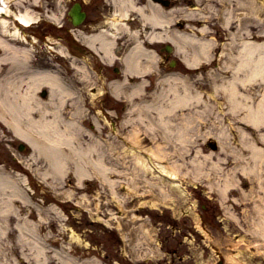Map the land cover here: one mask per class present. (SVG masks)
<instances>
[{
    "label": "rangeland",
    "instance_id": "374dc122",
    "mask_svg": "<svg viewBox=\"0 0 264 264\" xmlns=\"http://www.w3.org/2000/svg\"><path fill=\"white\" fill-rule=\"evenodd\" d=\"M48 1L56 3V0ZM109 2L103 8L105 16L110 15L108 7L113 6L115 0H112L113 4L111 0ZM152 2L165 10L175 9L173 27L186 32L187 38L210 43L209 52L215 57L210 62L201 61L195 69L184 64L183 54L177 51L169 36L158 39L151 46L165 66L168 61H175L176 70L193 81L191 90L202 96L199 103L174 109L169 122L167 120L175 127H185L187 142L183 145L164 143L161 132L156 130L159 129L155 126L157 119L150 121L141 116L134 106L128 113V104L126 111L121 110L120 99H115L118 93L117 96H112L113 93L99 96V88V92L103 91L102 83L97 81L96 74L102 73L99 67L90 75L85 74L84 67L73 70L69 67L72 58L69 55L70 58H66L69 62L63 60L64 74L72 80L78 76L80 86L88 92L83 94L86 101L78 105L80 110L85 109L78 119L89 135L81 131L75 141L79 140L87 160L97 158V154L103 155L105 166L110 167L113 186L102 182L105 180L89 164L88 177L79 182L74 177L71 161L64 176L56 175L38 152H31L28 146L25 151H20L19 140L0 121V167L28 199V203L13 199L14 214L0 215V226H4V233H0V264H5V256L9 258L8 264H264L263 160L257 167L262 180L255 182V177L252 180L249 175L237 171L239 167L247 166L244 164L250 156L247 141H253L264 155V138L260 139L264 137V125L254 127L247 122L242 113L244 109L234 112L237 114L233 118L227 111L226 100L215 93L211 85L214 79L211 73L228 76L243 44L250 43L259 49L264 47V0ZM123 10L129 12L127 8ZM66 25L70 27V24ZM49 28H52L49 32L52 31L54 38L57 32L66 40L65 44L68 42L73 46L72 35L68 36L64 30L62 33L55 24H49ZM125 35L127 38V34L117 37L111 55L118 56L122 52V57L125 50L119 46L126 43ZM42 44L44 48L45 44ZM167 45H171L172 52L165 50ZM186 50L187 55H192L194 45L187 42ZM84 52V59H92L87 51ZM55 55V52H48L49 57ZM117 60L118 57L108 68V77L114 76ZM133 74L130 73L133 80L138 81ZM145 78L149 80L150 76ZM152 79L156 81V76ZM176 84L182 91L181 83ZM93 85L96 94L91 93ZM262 85L261 81L255 80L247 87L253 98L250 104H256L263 93ZM166 86L159 82L155 90L148 86V92L141 95L147 100L156 99L157 107L169 106L172 94L165 91ZM161 91L164 92L162 98L158 96ZM47 95L42 100H52L51 92ZM92 95L96 97L93 99ZM65 100L63 122L72 118L77 109L70 96ZM47 106L46 115L52 119L53 112L49 109L55 111V103ZM154 111L150 109V116ZM196 111L202 113L197 114L200 117L193 115ZM126 114L143 124L139 123L137 127L133 122H125ZM93 116L100 124V130L90 124L88 117ZM111 121L116 122L114 130ZM238 131L242 136H238ZM134 132L142 138L138 140L140 143L135 144L131 138ZM224 141L226 150L221 147ZM208 143L216 145V149ZM161 145L168 154L167 163L162 164L168 166L171 162L170 165L176 168L178 176L184 178L185 192L170 189L166 180L158 181L136 166V152L144 155L153 150L159 154L157 147ZM234 169L237 170L232 174ZM228 176H232L234 183L220 196L217 191Z\"/></svg>",
    "mask_w": 264,
    "mask_h": 264
},
{
    "label": "bare ground",
    "instance_id": "6f19581e",
    "mask_svg": "<svg viewBox=\"0 0 264 264\" xmlns=\"http://www.w3.org/2000/svg\"><path fill=\"white\" fill-rule=\"evenodd\" d=\"M20 1L23 0H15L14 5L20 4ZM150 1L151 0H147L146 5L137 6L132 0H122L120 1L122 9L127 8L129 13L125 10V12L121 11V13H115V16L122 20L120 17L124 18L125 16H129L130 11H134L139 15V19L145 24V27L143 26L142 29L139 28L137 31H134L133 35L129 36L132 40L129 42L128 46H130L124 55L125 75L133 72L136 75L140 74L144 77L145 73L152 71L156 66V60L154 51L151 50L150 46H152L153 42L158 39L161 40V38L166 35L169 36L170 41L174 44L177 51L183 54V60L187 67L195 68L201 61H209L211 55L208 46H210V43L202 42L200 40L197 41L191 37H189L190 39L187 38V33L173 27L176 19V10L164 11V8L153 5ZM12 2L13 0H1L0 17L14 14L19 23L23 26H28L33 21V17L35 18L37 16V14L30 12V6L37 1L33 0V2L29 4L27 2V8L25 7L22 13H11L10 4H12ZM74 14L75 18L78 12H75ZM0 21L1 27L9 32L8 26L10 24L8 21L1 19ZM75 22L77 23V20H75ZM11 25L16 27V34H14V36L20 35V32H17L20 25L18 24L17 26V23L15 22H12ZM135 26L138 27V25ZM95 42H100L102 50L110 57L112 52L111 49L114 46V37H106L103 34H99L92 38H86V43L90 47L94 48L93 43ZM187 42L194 45L195 50L192 55H187ZM63 50L65 51V49ZM0 51V62L9 59L17 65V73L15 75L11 73L12 70L8 69L6 74L1 75L0 77V121L3 122L14 135L26 141L33 151L35 150L42 155L48 163L49 168L52 169L56 175L64 176L67 165H69V161H71L74 163V176L79 182L81 179L88 177L89 172L87 166L89 164L92 165L99 176L105 180L102 182H107L109 186L112 187L113 181L110 180V167L107 165L105 166L103 155L97 154V158L95 157V159L87 160V156L81 150L82 148L79 145V140L75 141L76 135L80 137L81 131H86V134L89 135L88 130L84 128L82 122L78 119L81 112L83 114V111L85 110L82 108L80 110V106L78 105H81L85 100L82 98L83 95L75 90V84H77L76 79L73 78L72 80L71 77L67 76H65V78L64 74H60L58 71L51 69H33L29 72H25V70L23 71V67H20L19 63H21L20 58L23 57L22 55H24V52H21V50L13 47L7 42H3L1 38ZM66 57L70 58L69 56ZM83 67L87 73L88 70L84 64L77 66V69ZM158 70L159 69L153 71V73ZM228 73L229 74L226 77H222L221 74L219 77L216 72L211 73L214 78L211 85L214 88L215 93L218 92L226 100L225 105L228 106V113L234 118L235 114H237L234 112L244 109L242 113H244V118L247 122L251 123L254 127L264 125V89L263 93L256 101V104H250V101L253 100V98L247 90V87H249L250 84H254L255 80L261 81L263 83L262 87L264 88V47L259 49L250 43L243 44L237 53L234 66L229 69ZM23 76H27L28 81L26 83H24L26 79L23 78ZM173 79L174 81L172 83L174 85L171 83ZM159 82L165 83L167 85L165 91L172 94V98L169 99V106L160 105L157 107L155 104L158 101L152 98L149 101L142 100L136 104L128 103V111L131 112V107L134 106L138 109L141 116H145V118H148L150 121L157 119L155 126L159 127L164 143L173 145V142H178L183 145V143L187 142L185 135L187 130L185 127H175L172 122L168 124L170 113L176 108L187 107L194 102L199 103L202 96L198 92H193L191 90L193 87L192 80L178 73L162 76L161 79L158 80V84ZM176 83H181L180 87H183L182 91L178 89L179 87L176 86ZM114 84L116 88L120 85V82L117 81ZM147 85L148 83H146L145 79H142L131 86L130 92L143 94L144 86L147 87ZM23 86H27L25 91L21 89ZM41 86L49 88L52 100L43 101L38 97L36 100H32V97L36 95L35 92L37 88L39 87L38 89H40ZM131 93L129 97H131ZM68 96L71 97L70 100L72 103L77 105L78 110L76 109L72 118L64 119L65 121L63 122L61 120V117H63V106L66 104L67 101L65 99ZM158 96L162 98L164 92L161 91ZM56 100H58V102H56ZM49 102L51 104L53 102L55 103V111L49 109L53 112L52 119H48V116L46 115L49 108L47 105L50 104ZM153 102L154 104L151 105ZM206 103L207 102L204 104ZM150 109L155 110L151 113V116L149 114ZM196 112L197 113L194 112L193 115L202 114L198 111ZM35 115L37 116L36 119L34 117ZM238 115H240L239 112ZM197 116L200 117V115ZM197 116L196 118H198ZM141 118L142 117H138V119ZM88 120L96 129L99 128V123L94 116L88 117ZM129 121L133 122L135 126L139 125V123L143 124V121L137 122V120L127 117L125 122ZM61 122H63V124ZM152 125H154L153 121ZM138 136L139 135L134 132L131 137L135 144L140 143L138 140H142V138H138ZM238 136H242L240 131H238ZM263 138L264 137H261L260 139L262 140ZM249 142L247 141L250 156L248 157V160L246 159V163H244L247 166H241L238 170L234 169L231 173L233 174V172L237 170L244 176L249 175V178L252 180L253 177H255L256 179L254 180L256 182L259 179L262 180V175L259 173L260 169L257 167L262 163V160L264 163V155L262 154L261 149L257 147L253 141ZM225 144L226 141H224L221 146L223 147V150H226L224 146ZM90 149V146H88L87 150L90 151ZM157 149L160 150L159 154L153 150L144 155L141 154V152H136V154H134L137 161L136 166H140L141 172H148L152 177H156L158 181L161 179L166 180L170 189L177 188L178 190L185 192L186 189L183 186L184 178L178 176L176 168L173 165H170L171 162H168V166L162 164L168 160V154L164 152L165 147L161 145L158 146ZM235 159V161H240L239 159L237 160V158ZM238 165L240 164L238 163ZM233 181L232 176L225 178L224 185L219 188L217 193L220 196H223L227 191L228 186L234 183ZM15 185L13 178L0 167V204H3L0 205V215L2 214L4 217L8 213L14 214L13 199L16 198L20 202L25 203L26 201V203H28L27 197H25L24 193L20 192ZM127 190L129 191V189ZM1 229L2 231L0 233L2 234L4 233V226H2ZM56 254L57 256H60L59 252H56ZM5 257L7 259L5 260V264H8L7 261L9 258H7V256Z\"/></svg>",
    "mask_w": 264,
    "mask_h": 264
},
{
    "label": "flooded vegetation",
    "instance_id": "af4514ba",
    "mask_svg": "<svg viewBox=\"0 0 264 264\" xmlns=\"http://www.w3.org/2000/svg\"><path fill=\"white\" fill-rule=\"evenodd\" d=\"M14 1L15 0H13L12 4H10L11 13H22L27 2L28 4L33 2V0H23L20 1L21 5H14ZM36 1L37 2H35V4L30 6V12L37 14V16L35 18L33 17V21L28 26L20 25L14 14L6 16L8 17V23L10 24L8 26V33L5 32L4 28H2L0 24V38L3 40V42H7L13 47L21 50V52H24V55L21 54L23 57L20 58L21 63H19V66H22L23 71L25 70L26 72H29L33 69L53 70L52 66L57 67V65H62V55L58 57L56 53L55 56L49 57L48 52L51 53L63 49H67L73 54L77 64L82 62L83 55L86 54L84 51H87V53L91 55L92 60L96 63L98 57H103L105 53L101 48L100 42L93 43V48L87 45L86 38L103 34L106 37H114L116 43L117 37L120 34H127V24L129 27L133 28L139 22L138 15L133 12H131L128 17H120L122 20L115 16V13L118 14L121 13V11L124 12L122 9V4H120V0H115L114 4L111 0L113 6L108 7L110 15L107 16L104 15L105 12L103 8H106V4H110L109 0H56L55 4L50 3L48 0ZM132 1L135 2L137 6L147 4V0ZM150 2H152V0ZM72 6H75V12H78L76 15L78 19L75 17V20L80 21V23L77 22L76 25L72 23L73 18L69 16V9ZM81 14L84 16L81 17ZM12 22L17 23V26L18 24L20 25V28H18L19 30L17 31L20 32V35L14 36V34H16V27L11 25ZM66 23L70 24V27L69 25L65 26ZM120 23H123V25L120 26ZM49 24H55V28L62 33H64V30L66 31V34H71L73 36V46L71 44L69 45L68 42L65 44L66 40L62 36H59L60 34L58 35L57 32L55 33L56 35L54 38L52 31L49 32L52 30V28H49ZM27 30L28 32H26ZM124 38L125 40L127 39L126 35ZM42 43L45 44L44 48H42ZM121 46L122 45L119 47ZM52 48H56L54 49L56 51L52 50ZM102 62L105 63V60H102ZM92 66L95 67L93 63ZM0 67H5L7 70H11L13 68L16 69L17 65L14 64L12 60L6 59L0 62ZM109 67L110 66L107 64L101 65L99 67L106 77L108 76L107 70ZM91 69L93 68L91 67ZM47 92V89H41L38 91V94L43 99H46L45 96H48Z\"/></svg>",
    "mask_w": 264,
    "mask_h": 264
},
{
    "label": "water",
    "instance_id": "95a60500",
    "mask_svg": "<svg viewBox=\"0 0 264 264\" xmlns=\"http://www.w3.org/2000/svg\"><path fill=\"white\" fill-rule=\"evenodd\" d=\"M0 5H1V0H0Z\"/></svg>",
    "mask_w": 264,
    "mask_h": 264
}]
</instances>
